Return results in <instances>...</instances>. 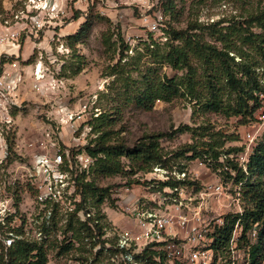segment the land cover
Returning <instances> with one entry per match:
<instances>
[{"label": "rangeland", "instance_id": "rangeland-1", "mask_svg": "<svg viewBox=\"0 0 264 264\" xmlns=\"http://www.w3.org/2000/svg\"><path fill=\"white\" fill-rule=\"evenodd\" d=\"M259 1L263 3V0H63L65 14L55 28L35 35L26 20L18 27L20 50L13 53L10 50L17 48L0 46L6 50L0 58V74L8 71L12 75L9 79L17 84L11 94L0 100V203L13 200L21 219L19 225H23L19 235L36 242L46 252L49 264H80L84 260L95 264L125 263L122 254L110 251L116 249L117 235L124 230H138L135 216L138 206L160 213L171 209V201L153 187L171 178L178 180L180 170L187 174V181L195 177L194 185H187L184 196L193 197L216 181L224 185L222 195L207 198L205 202L209 209L203 213L206 225L212 228L217 218L237 212L239 208L233 201L237 193L243 197L241 206L245 210L243 185L227 181L220 176V170L213 171L210 159L178 156L183 147L200 140L198 135L202 130L197 135L195 131L182 134L174 131L184 125L208 126L209 132H220L226 140L238 138L233 142L227 140L226 149L244 146L246 151L250 146L247 134L254 131L256 139L250 146L253 148L264 133V102L254 120L244 125L234 118L196 112V104L183 97L171 102L158 101L153 107L140 106L137 98L146 77L165 72L170 77L174 74L166 65L158 64L150 53L151 34L158 43H165V33L170 27L181 30L189 24L207 27L217 22L226 26ZM0 5L1 34L4 26L15 23V14L23 10L25 0H0ZM78 12L80 17L76 18ZM119 31L128 50L121 65L115 66L123 48L117 37ZM194 33L202 37L205 33V40H211L208 30ZM16 60L20 63L21 76H16L18 73L9 67ZM38 65L43 76L39 91L33 87ZM102 115L105 117L100 119ZM95 130L107 131L112 142H123L129 147L138 142L149 143L151 136L164 134L160 145L167 159L166 167L143 171L134 159L123 157L124 171L113 178H102L93 168L85 181L95 180L101 188L110 187L112 198L118 201L106 198L98 203V198L90 196L85 216L80 219L55 211L48 221L34 203L31 184L34 155L52 149L87 153L86 147L100 135ZM145 182L150 183L149 187ZM261 182L264 188V177ZM88 213L93 220L90 225L93 237L79 243L72 237L68 224L71 219L84 222ZM96 225L102 227L101 239ZM182 237L185 235L180 237L184 242ZM255 237L253 233V242ZM95 241L101 242V246L94 248ZM100 249L102 253L96 257ZM246 251V247L237 248L232 253L234 262L248 264ZM0 252L3 253L1 249ZM175 260L179 264H193L187 251ZM259 264H264V259Z\"/></svg>", "mask_w": 264, "mask_h": 264}, {"label": "trees", "instance_id": "trees-1", "mask_svg": "<svg viewBox=\"0 0 264 264\" xmlns=\"http://www.w3.org/2000/svg\"><path fill=\"white\" fill-rule=\"evenodd\" d=\"M79 17L80 13L76 18ZM222 23L217 22L207 27L194 23L181 30L170 27L165 33L167 36L165 43H158L151 34L149 38L153 42L149 46L153 48L150 53L158 64L166 65L174 74L170 77L165 72L146 77L137 103L140 106L153 107L158 101L171 102L173 99L183 97L195 103L198 109L196 112L204 115L218 114L228 119L240 120L244 125L253 121L256 113L263 108L264 102V0L263 3L259 1L257 5L252 6L240 19L232 20L226 26ZM199 30L202 32L208 30L211 40H205V33L203 37L194 33ZM117 37L123 48L115 66H120L128 46L121 31ZM104 117L105 115H102L100 119ZM201 130L202 133L198 135L200 140L183 147L179 150L178 156L192 155L195 159L205 161L210 159L209 165L213 171L220 170V176L225 177L227 181L243 183L247 202L242 213L222 216L223 225L214 224L207 234L209 240L207 250L213 253L211 264H237L232 253L237 248L244 247L247 248L248 264H259L264 259V188L261 182L264 177V133L250 151L245 172L238 159L245 153V147L226 149L227 140L233 142L238 138L226 140L224 134L220 132H209L208 126L192 128L184 125L174 133L195 131L194 134L197 135V131ZM95 133L100 135L85 149L94 160L93 167H90L89 173L84 172L76 178L81 198L80 210H86L90 196L98 198V203L106 198L118 201V198H112L114 195L110 187L101 188L95 180L85 181V177L93 168L98 176L113 178L124 171L121 162L123 157L134 159L138 169L143 171L150 172L156 166L166 167L167 159L160 145L164 134L151 136L149 143L138 142L129 147L123 142H112L107 131L95 130ZM180 172L183 173L184 170ZM149 184L145 182L147 187ZM187 185L193 186L194 183L171 178L168 182H160V186L153 187V190L164 197H171L177 194L174 190ZM92 222V218L87 222L71 219L68 227L69 231L73 232L72 237L79 243L86 237L92 238L90 226ZM74 224L77 226L74 227ZM95 229L101 239L102 227L96 225ZM253 233L256 236L254 242ZM100 243L95 241L93 247ZM37 246L38 244L20 241L10 250L8 262L1 257L0 264H49L46 252ZM110 251L122 255L125 252L118 248H111ZM101 253L100 249L96 257ZM132 257V263L125 261L123 264H172L167 252L154 246L146 248L140 254H133ZM80 264L95 263L84 260ZM174 264L179 263L175 260Z\"/></svg>", "mask_w": 264, "mask_h": 264}, {"label": "built area", "instance_id": "built-area-1", "mask_svg": "<svg viewBox=\"0 0 264 264\" xmlns=\"http://www.w3.org/2000/svg\"><path fill=\"white\" fill-rule=\"evenodd\" d=\"M62 1L25 0L23 10L15 14V23L4 26V31L0 34V46L9 45L20 50L18 27L22 24L21 28L26 20L30 22L31 31L35 35L45 29L55 28L65 14ZM2 55L3 53L0 54V58ZM19 64L17 60L9 64L13 72L18 73H14L16 76H21ZM41 70V65H38L34 72L36 83L33 87L38 91L41 87L40 81L43 78ZM10 76L12 75L8 71L0 74V100L17 88L16 81L10 80ZM247 139L251 146L256 139L254 131L247 134ZM250 146L238 158L244 166L245 172H247L246 162L252 149ZM93 163L94 160L86 152L74 155L69 150L52 149L46 153L34 155L31 174V184L35 194L34 203L39 212L45 213V218L48 221L51 220L55 211L71 217L85 216V210L79 209L81 198L77 190L76 178L84 172L89 173ZM180 174L178 180H186L187 174L185 172ZM191 181L194 182L195 177L191 178ZM240 184L243 185V183ZM186 190V187H182L174 190V192H177L176 196L164 197L165 200L169 199L172 203L171 209L165 213H160L155 209L143 210L142 206L137 207L138 210L135 216L139 221L138 230H124L117 235L118 239L115 247L122 252L125 251L123 256L127 261L132 263L133 254H140L146 248L154 246L158 250L163 249L166 251L172 264H174L175 259L179 260L186 251L189 260L193 264L212 263L213 253L211 250H207L209 242V240L207 241V234L210 232L211 227L206 225L203 213L209 211L208 206H205L207 198L222 195L225 190L224 185L222 182L217 181L210 183L205 186L203 192L193 197L184 196ZM129 191L127 189L128 193ZM233 201L239 208L236 213H242V195L237 193ZM139 207L141 208L139 209ZM132 215L134 216V214ZM86 216L88 217L84 222L91 218L89 213ZM20 221L13 200L0 203V244L2 247L0 249L3 251V253L0 252V258L3 257L5 262H8L9 252L18 242L26 241L37 244L19 235L23 227V225L20 227ZM223 223L222 217L217 218L215 222L218 225H223ZM182 234L185 235V237H182L185 239L184 242L180 241L182 240L180 238Z\"/></svg>", "mask_w": 264, "mask_h": 264}, {"label": "crops", "instance_id": "crops-1", "mask_svg": "<svg viewBox=\"0 0 264 264\" xmlns=\"http://www.w3.org/2000/svg\"><path fill=\"white\" fill-rule=\"evenodd\" d=\"M1 47H7L6 45H3ZM1 47H0V54L3 53V51H6V50H1ZM16 50V51H15ZM18 49H11L10 51H13V53H16ZM19 51V50H18Z\"/></svg>", "mask_w": 264, "mask_h": 264}]
</instances>
